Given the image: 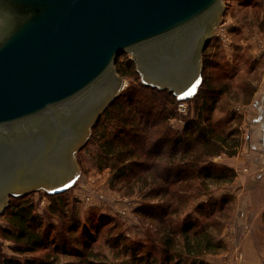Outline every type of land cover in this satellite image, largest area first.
I'll list each match as a JSON object with an SVG mask.
<instances>
[{
	"label": "water",
	"instance_id": "water-1",
	"mask_svg": "<svg viewBox=\"0 0 264 264\" xmlns=\"http://www.w3.org/2000/svg\"><path fill=\"white\" fill-rule=\"evenodd\" d=\"M221 7L222 0H0V211L10 196L42 184L67 190L72 122L89 118L75 149L124 87L118 56L131 54L143 84L190 96L202 67L194 46Z\"/></svg>",
	"mask_w": 264,
	"mask_h": 264
},
{
	"label": "trees",
	"instance_id": "trees-1",
	"mask_svg": "<svg viewBox=\"0 0 264 264\" xmlns=\"http://www.w3.org/2000/svg\"><path fill=\"white\" fill-rule=\"evenodd\" d=\"M208 44L203 52L201 87L193 98L190 115L183 117L181 129L171 128L168 123L171 117L178 115L179 99L174 92L141 82L120 93L92 126L93 137L99 141L100 161L110 164L113 180L149 183L146 195L159 198L156 203L146 202L136 212L143 222L152 225L146 237L131 241L124 233H116L104 243L109 254L102 255L89 248L92 251L85 255L82 249L89 247L94 239L82 244L89 233L80 227L76 213L64 219L67 214L64 208L68 206L61 201L64 191L50 194L56 202L48 208L49 215L61 220L59 231L54 223L45 224V217L36 211L35 205L15 203L18 197L10 196L6 208L8 226L1 229V235L13 241L11 248L17 255H5L0 250V264H107L110 257L114 264H209L200 257L223 249L219 239L223 225L215 215L222 212L223 203L227 205L233 197L222 195L197 204L198 217L186 215L181 227L173 219L183 189L192 182L200 179L201 190L207 191L212 186L231 183L236 176L233 167L211 160L236 152L238 130L225 131L221 127L223 121L230 123L234 118L219 117L217 108L220 97L230 90V83L217 85L214 80L217 82L218 77H212V72L204 74L218 64L212 59L215 55H208ZM120 56L116 60V71L137 81L139 73L135 61L130 58L120 61ZM49 215L47 218L51 217ZM262 217L264 219V211ZM103 218L104 215L99 220ZM60 256L76 257L78 261L63 262Z\"/></svg>",
	"mask_w": 264,
	"mask_h": 264
},
{
	"label": "rangeland",
	"instance_id": "rangeland-1",
	"mask_svg": "<svg viewBox=\"0 0 264 264\" xmlns=\"http://www.w3.org/2000/svg\"><path fill=\"white\" fill-rule=\"evenodd\" d=\"M209 44L207 53L215 55L212 59L218 64L217 67L208 68L204 74L208 75L209 72H212V77H218L217 82L214 80L217 85L223 82L230 83V90L220 97L217 108L219 117L225 115L224 117H227L228 120L234 118L230 123L223 121L221 127H224L225 131L238 130L235 136V140L238 141L236 152L233 155L224 153L211 158L216 163L224 164L221 160L223 155L235 156L245 144L243 135L247 133L249 127L247 111H251L254 107L252 102L255 94L264 91V0H222L217 22L209 32ZM131 57V54H125L119 58L120 61H125L128 58L132 59ZM204 58L203 54L200 55L202 67H200L199 84L193 85L190 96L178 98V103L180 101L187 103L188 116L190 115L189 109L194 107L193 98L201 87ZM119 76L124 84L120 93L132 89L142 81L140 73L139 81H136L135 77L120 74ZM187 115L180 117L178 114L171 117L168 123L171 128L181 129L184 125L183 117H187ZM92 133V126H89V136L85 144L70 150L75 173L71 177V183L65 184L67 190L64 191L61 201L68 205L64 208L67 213L64 219L66 220L67 217L76 213L80 219V227L84 228L86 234L89 233L82 244L94 239L91 241L93 246L90 242L91 246L83 248L82 253L87 255L88 251L93 249L104 255V253L109 254L108 247L104 244L105 241L116 233H124L131 241H140L141 237H146L145 235L152 225L143 222L136 212L146 202L156 203L159 198H150L146 195L150 189L149 183L127 182L126 179L114 181V172L110 164L105 165L100 161L99 141L95 139V136L93 137ZM234 170L236 176L229 184L212 186L210 190L205 191L201 190L200 179H197L189 187H185L181 193L177 215L173 219L174 222H179V227H181L182 219L186 215H190L191 218L198 217L197 204L206 203L215 197H217L215 199H219L222 195L224 197L230 195L233 199L227 205L223 203L222 212H217L215 215L223 225L219 234L223 249L216 253L202 255L200 258L205 259L209 264H241V261L244 262L241 237L246 226V231L251 234L255 242L256 252L253 254V259L264 264V219L262 217L264 173L261 179H254L253 189H247L244 185H238L237 174L239 172ZM243 173L245 172L243 171ZM239 190L241 191L236 196ZM51 192L46 190L45 186L39 185L32 191H24L23 194L16 196L18 199L14 201L15 203L28 202L35 205L36 211L45 217V224L48 226V223H54L56 231H59L61 220L48 213L49 206L52 202H56L50 197V194H53ZM201 193H203L201 196L194 197L195 194ZM6 208L3 212L0 211V250L5 255H17L11 248L14 245L13 241L1 235V229L8 226ZM219 209L220 207L217 206V210ZM48 215L51 217L47 218ZM102 215L105 218L100 221L99 217ZM111 230L112 234H110ZM18 256L23 257L24 255ZM70 259L78 261L76 257H59V260L63 262L71 261ZM108 259L107 264H114L111 257Z\"/></svg>",
	"mask_w": 264,
	"mask_h": 264
},
{
	"label": "crops",
	"instance_id": "crops-1",
	"mask_svg": "<svg viewBox=\"0 0 264 264\" xmlns=\"http://www.w3.org/2000/svg\"><path fill=\"white\" fill-rule=\"evenodd\" d=\"M252 103L253 109L247 111L249 127L247 133L243 135L245 144L237 151L235 156L227 157L223 155L221 158L224 164L233 167L239 172L237 174V183L239 186L244 185L247 189H253L254 179H261L264 173V91L256 93ZM240 191L236 196H238ZM246 228L245 226L241 237L244 253V262L241 261V264H261L253 259V254L256 252L255 242L251 234L246 231Z\"/></svg>",
	"mask_w": 264,
	"mask_h": 264
},
{
	"label": "flooded vegetation",
	"instance_id": "flooded-vegetation-1",
	"mask_svg": "<svg viewBox=\"0 0 264 264\" xmlns=\"http://www.w3.org/2000/svg\"><path fill=\"white\" fill-rule=\"evenodd\" d=\"M217 19H215V20L213 19L211 22H208L207 25H206V27H205V31L197 39V42H196V44L194 46V50H193V54H192L193 55L192 56V59H193V62L194 63H197V56L199 54L202 55L203 52H204V50L208 47L207 46L208 42L206 44H204L202 41L205 38V36L207 35V33L209 32V30L211 28V25L213 23H215L217 21ZM196 33L197 32H195L194 34H196ZM88 119L89 118L84 119L85 122H83V118L73 120V122H72V125L73 126L72 127H73V131H74L76 137H75L74 140H71V142L69 143V150L73 149L75 147L76 143L77 142L79 143V140L80 139L82 140V138H83L84 135H82L81 132L83 131V129H86V124H87ZM39 124H41V123H39ZM39 124H37V125H39ZM83 124H84V126H83ZM43 127L47 128L44 124H43Z\"/></svg>",
	"mask_w": 264,
	"mask_h": 264
},
{
	"label": "built area",
	"instance_id": "built-area-1",
	"mask_svg": "<svg viewBox=\"0 0 264 264\" xmlns=\"http://www.w3.org/2000/svg\"><path fill=\"white\" fill-rule=\"evenodd\" d=\"M177 111L178 114L180 115H187L188 114V105L185 101H180L177 105Z\"/></svg>",
	"mask_w": 264,
	"mask_h": 264
},
{
	"label": "bare ground",
	"instance_id": "bare-ground-1",
	"mask_svg": "<svg viewBox=\"0 0 264 264\" xmlns=\"http://www.w3.org/2000/svg\"><path fill=\"white\" fill-rule=\"evenodd\" d=\"M65 185V184H64ZM41 186H45L46 187V184H42Z\"/></svg>",
	"mask_w": 264,
	"mask_h": 264
}]
</instances>
